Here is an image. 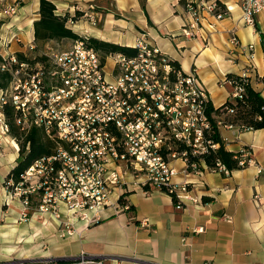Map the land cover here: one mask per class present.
<instances>
[{
    "label": "built area",
    "instance_id": "1",
    "mask_svg": "<svg viewBox=\"0 0 264 264\" xmlns=\"http://www.w3.org/2000/svg\"><path fill=\"white\" fill-rule=\"evenodd\" d=\"M239 7L248 26L264 14V0H239ZM186 8L192 19L183 29L186 37L195 35L203 13L216 20L225 15L217 0H194ZM231 42L237 43L234 35ZM45 47L42 59L0 55V72L9 76L6 85L0 78V158L3 143L19 150L18 143L7 141L11 131L6 107L12 108L14 123L24 135L39 128L54 143L51 155L33 161L16 184L4 185L7 191L14 187L12 193L21 200L22 219L47 214L71 234L75 221L88 225L99 221L105 209L130 210L119 202L118 194L129 169L138 172L135 176L143 184L166 191L177 207L198 203L191 191L193 182L173 183L176 171L170 159L181 158L187 172L198 176L203 172L201 161L188 163L186 150L165 153L173 140L189 147L192 155L206 152L209 145L216 147L205 136L210 129L205 113L208 97L196 73L173 68L157 48L143 42L137 43L135 56L111 55L110 74L99 53L81 40L60 53L48 42ZM241 92L235 88L233 99ZM239 164L244 160L240 158ZM208 169L230 172L220 162ZM33 197L38 201L35 210L30 207ZM254 198L259 201L261 196ZM139 224L146 227L149 219L142 218ZM77 258L65 264L91 262L84 253Z\"/></svg>",
    "mask_w": 264,
    "mask_h": 264
},
{
    "label": "crops",
    "instance_id": "2",
    "mask_svg": "<svg viewBox=\"0 0 264 264\" xmlns=\"http://www.w3.org/2000/svg\"><path fill=\"white\" fill-rule=\"evenodd\" d=\"M51 1L59 10L56 0ZM91 1L104 10L95 12L102 21L95 37L124 46L143 42L157 48L167 59L176 61L182 72L196 73L215 107L233 99L234 87L226 79L228 73L249 77L252 87L264 95V14H259L253 25H245L239 0H217L225 15L216 20L203 13L193 37L184 36L182 30L192 20L186 4L194 0ZM27 3L37 15L39 0H26L12 24L28 28L19 32L28 42L33 38L36 18L26 17ZM88 7L93 8V3ZM81 27L91 31L89 25ZM233 35L236 44L231 42ZM26 45L4 46L0 42V55H27ZM219 133L227 150L240 153L244 160L240 169L224 175L201 162L203 172L198 176L187 172L181 158L170 159L176 171L173 183L193 182L191 191L199 197L198 203L186 202L177 207L166 191L143 184L141 178L128 173L118 194L127 193L124 198L130 210L105 209L99 221L88 225L75 221L72 234L63 237L60 234L64 226L46 218L50 238L47 252L42 255L45 261L34 264L66 261L81 253L91 259L87 264H264V128L220 125ZM2 149L0 219L11 222V217L14 221L20 215L21 208L9 205L13 201L8 200L11 193L4 181L18 154L9 157L7 149ZM256 194L261 196L259 201L254 198ZM61 210L65 212L62 206ZM142 218L149 219L148 226L139 224ZM34 222L31 227H35ZM6 228L1 223L0 264H9L11 252L4 245L17 233L15 226ZM198 228L202 231L197 232ZM21 259L19 264H32L27 258Z\"/></svg>",
    "mask_w": 264,
    "mask_h": 264
},
{
    "label": "trees",
    "instance_id": "3",
    "mask_svg": "<svg viewBox=\"0 0 264 264\" xmlns=\"http://www.w3.org/2000/svg\"><path fill=\"white\" fill-rule=\"evenodd\" d=\"M218 6L223 13L226 12L219 2ZM68 20L69 18L67 16L57 13L54 2L51 0H39L38 18L33 21L34 41L47 42L61 39L81 40L87 47L99 53L102 62L105 61V58L114 54H124L132 57L138 52L136 46H124L94 37L81 36L67 27L66 23ZM17 56L22 59L21 54L18 53ZM2 60L0 56V63ZM168 61L173 68L180 70V66L176 61L172 59H168ZM0 78L3 85H6L9 78L8 74L0 72ZM226 79L231 82L234 89L239 87L242 89V92L240 98L235 97L232 100H227L217 107L209 99L206 101L205 113L210 121V129L206 132L205 136L211 142V145H215L216 147L213 148L209 145L206 152L192 155L189 147L173 140L170 143L171 150L165 151V153L186 150L188 153V163L201 161L208 168H213L217 162H220L229 171L241 168L239 164L240 153L231 152L225 148L219 133V126L231 125L238 126L240 129L252 130L264 128V95H262L261 91L252 87L250 79L247 76L228 73ZM5 113L10 124L11 135L19 144V154L16 158V164L6 174L4 183L6 184L12 181L16 184L20 180V175L33 161L53 153L54 143L39 128H31L24 135L14 123V112L12 108L6 107ZM126 194L121 195L119 200L121 204L126 202L124 198ZM53 263L65 264V261L56 260Z\"/></svg>",
    "mask_w": 264,
    "mask_h": 264
},
{
    "label": "rangeland",
    "instance_id": "4",
    "mask_svg": "<svg viewBox=\"0 0 264 264\" xmlns=\"http://www.w3.org/2000/svg\"><path fill=\"white\" fill-rule=\"evenodd\" d=\"M109 1L110 0L106 1L107 4H109ZM56 2L59 5V10L57 9V13L60 15H65L69 18V20L66 23L67 27L71 28L75 33L81 36L97 38L95 37L96 36L95 31L97 28H99V26L101 27L102 21L99 20L100 17L98 18L95 12L102 13V10H103L99 4H96V2H92L91 0H56ZM25 3H26V0L25 1L23 0H0V42L4 46H9L11 43H15L18 45L27 43L26 57L28 58L29 57L32 58L33 56L40 58L42 56V52L45 49H47V47H45V44L47 42H48V46L56 53L69 50L74 41L72 39H61V40H52V41H47V42H42V41L36 42L34 41V37H33L32 42L34 43L35 47L30 48L31 41L27 42L19 34V32H22L23 28H25V25H23V28H21V27H16L12 24L13 20H17L18 15L20 16L18 11L21 8V6L24 5ZM90 3H93V8L88 7ZM26 5H27V16L26 17L30 19L35 17L37 19L38 11H37V15L34 16L32 4L27 3ZM13 9H14V12H12ZM82 25L84 26L89 25L91 31L89 30L86 32L85 28L82 29L81 27ZM27 30L28 28H25L23 32ZM28 50L30 53L28 52ZM9 54H16L17 56L18 53H8L6 55H9ZM21 55L22 57H25L24 54H21ZM113 62L114 61L110 56L105 58V61L103 63L106 66L105 67L106 73L110 74L111 69L114 66ZM12 138L14 137L10 134V136L7 138V141H11ZM2 147L4 149L5 148L7 149V154H9V157L15 154V150L12 148L10 143H3ZM17 154H19V152H17ZM128 173H131L134 177H136L135 174L138 172L133 171V169H129ZM13 191H14V187L10 188L9 193H11V198L8 200L13 201V202L10 203L9 205L11 207H14V205H17L18 207L21 208V212H22L23 205L21 203V200L18 197H16L17 195L12 193ZM37 203H38L37 197H33L30 202L31 210H35ZM62 207L64 206L62 205ZM64 211H66L65 207H64ZM63 216L64 215H62V217ZM77 216L80 217V215H77ZM48 217L49 216L47 214L39 215L37 213V214H33L32 216H30L28 220H23L20 215L17 217V219H14V221H13V217H11L12 218L11 222L9 221L3 222V220L0 219V225L1 223L2 225H6L7 230L11 229V227H14V226L17 230V233H13L12 237L4 245V247L7 248L11 252V255L8 256L10 260L9 264H19L22 261L21 258H27V260H29L32 264L45 261L42 259V255L46 254L47 252L48 239L50 238L49 236L50 234L48 232V229L50 228L47 229L46 227V226L49 227L48 225L49 220L46 219ZM32 220L33 221L36 220V222H34L35 227L30 226V223L32 222ZM72 229H74V225ZM22 231H25V232L22 234L21 233ZM71 234L64 231L60 234V237L71 235ZM78 256L79 255L66 260L65 263L75 261ZM40 259H42V261ZM87 261H91V259L87 258ZM50 264H54V263L51 261Z\"/></svg>",
    "mask_w": 264,
    "mask_h": 264
},
{
    "label": "bare ground",
    "instance_id": "5",
    "mask_svg": "<svg viewBox=\"0 0 264 264\" xmlns=\"http://www.w3.org/2000/svg\"><path fill=\"white\" fill-rule=\"evenodd\" d=\"M185 27H186V26H185ZM185 27H184V28H185ZM184 28H183V29H184ZM182 33H183V30H182ZM194 36H195V35H194ZM11 143H12L13 145H16V142H15V141L12 142V140H11Z\"/></svg>",
    "mask_w": 264,
    "mask_h": 264
}]
</instances>
